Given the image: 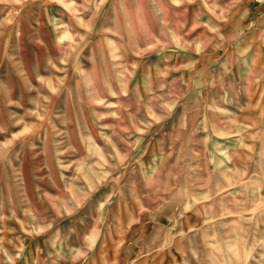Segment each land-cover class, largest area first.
Wrapping results in <instances>:
<instances>
[{
	"label": "rangeland",
	"instance_id": "obj_1",
	"mask_svg": "<svg viewBox=\"0 0 264 264\" xmlns=\"http://www.w3.org/2000/svg\"><path fill=\"white\" fill-rule=\"evenodd\" d=\"M0 264H264V0H0Z\"/></svg>",
	"mask_w": 264,
	"mask_h": 264
},
{
	"label": "crops",
	"instance_id": "obj_2",
	"mask_svg": "<svg viewBox=\"0 0 264 264\" xmlns=\"http://www.w3.org/2000/svg\"><path fill=\"white\" fill-rule=\"evenodd\" d=\"M142 5V4H141ZM159 6H160V4H159Z\"/></svg>",
	"mask_w": 264,
	"mask_h": 264
},
{
	"label": "bare ground",
	"instance_id": "obj_3",
	"mask_svg": "<svg viewBox=\"0 0 264 264\" xmlns=\"http://www.w3.org/2000/svg\"><path fill=\"white\" fill-rule=\"evenodd\" d=\"M239 217V216H238ZM209 221V220H208Z\"/></svg>",
	"mask_w": 264,
	"mask_h": 264
}]
</instances>
